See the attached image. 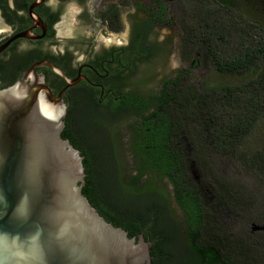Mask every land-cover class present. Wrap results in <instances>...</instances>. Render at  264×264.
Masks as SVG:
<instances>
[{"label": "flooded vegetation", "instance_id": "obj_1", "mask_svg": "<svg viewBox=\"0 0 264 264\" xmlns=\"http://www.w3.org/2000/svg\"><path fill=\"white\" fill-rule=\"evenodd\" d=\"M166 2L171 0H0V45L17 35L0 51V88L40 82L62 102L61 136L89 158L87 174L110 201L122 195L117 178L155 180L147 193L158 194L162 226L172 238L164 256L183 263L194 255L187 227L179 233L165 215L174 224L169 206L173 201L180 208L171 178L191 180L196 172V115L186 90L195 59L188 67L179 61L169 74L157 68L171 50L162 32L176 20ZM71 16L93 24L90 32L69 26ZM210 187H190L187 197L205 209L228 207L226 190ZM244 214L236 231L238 264H259L264 224ZM217 222L207 233L220 232L225 256L226 229ZM177 240L184 244L180 250Z\"/></svg>", "mask_w": 264, "mask_h": 264}, {"label": "trees", "instance_id": "obj_2", "mask_svg": "<svg viewBox=\"0 0 264 264\" xmlns=\"http://www.w3.org/2000/svg\"><path fill=\"white\" fill-rule=\"evenodd\" d=\"M193 12L194 22L188 16L181 18L186 31L182 37L186 49L182 51L187 57L191 55L190 42L194 37L195 66L203 63L220 75L234 78L218 84L199 81L186 89L188 105L191 101L195 110L201 145L210 152L226 155L232 162L243 161L248 169H258L264 174V152H257L249 159L239 151L245 136L264 124V0H196ZM192 25H195L193 33L189 30ZM83 163L86 166L83 194L107 221L123 227L129 236L141 233L149 239L153 264L166 261L238 264L234 254L236 237L226 236L229 252L224 256L225 244L220 232L207 233L213 221L212 213L188 199L190 179L171 178L194 250L193 257L182 263L177 257L164 256L166 244L172 238L167 227L162 226L158 194L147 193L154 187L148 183L155 180L143 184L139 177L117 178L115 186H119L122 195L110 201L101 192L97 180L87 174L89 158H84ZM215 185L232 194L233 184L215 180ZM168 216L175 222L171 214Z\"/></svg>", "mask_w": 264, "mask_h": 264}, {"label": "water", "instance_id": "obj_3", "mask_svg": "<svg viewBox=\"0 0 264 264\" xmlns=\"http://www.w3.org/2000/svg\"><path fill=\"white\" fill-rule=\"evenodd\" d=\"M63 115L40 82L0 88V264H153L152 242L83 194V157L61 136Z\"/></svg>", "mask_w": 264, "mask_h": 264}, {"label": "rangeland", "instance_id": "obj_4", "mask_svg": "<svg viewBox=\"0 0 264 264\" xmlns=\"http://www.w3.org/2000/svg\"><path fill=\"white\" fill-rule=\"evenodd\" d=\"M167 3V2H166ZM196 0H171V2L167 3V7L170 9V14L176 18L173 26L170 27V30H163V34L165 36V41L168 40V43L171 45V50L167 54L165 62L162 65L157 66L161 71L169 74L173 67L177 66L179 61H183L182 65H189L190 61L195 57V48L192 50V53L189 57H187L184 52L186 48L185 43L183 42V35L186 33L185 28L183 27V23L179 22L178 18L189 17V21L194 22V7ZM192 14V15H191ZM192 17V18H190ZM68 25L72 28L79 29L84 35L90 32L89 27L93 24L88 22L78 21V19L71 16L68 21ZM187 24L186 22H184ZM179 24V25H178ZM193 24V23H192ZM180 26V27H179ZM193 26V25H192ZM195 28V25L192 27ZM81 28V29H80ZM190 33V32H189ZM167 39V40H166ZM195 59V58H194ZM188 76V74H187ZM156 79V78H155ZM191 80V84L196 86L197 82H204L207 84H218L224 83L231 80H234L233 77H227L224 75L218 74L212 67H207L203 63L196 65L192 68L191 79H187L189 83ZM155 82V81H154ZM152 82V83H154ZM151 83V84H152ZM187 83V87H188ZM150 85V84H149ZM196 117V116H195ZM197 127V121L195 122ZM198 128V127H197ZM196 128V155H195V168L196 172L194 176L190 180L191 187L195 186H203V187H214L213 183L215 180L224 181L226 183L233 184L232 194L226 193L225 199L226 203H228V207H220V209L214 210L215 208H210L208 210L211 211L212 220L211 224H219L217 221H223V227L226 230L225 234L230 237L237 236L236 231L242 221V214L245 217L255 218L257 217V221L261 224H264V174L263 172H259L258 169H248L243 161L240 162H232L227 158L226 155H221L217 152H210L207 149L202 147V143L200 142V133ZM239 151L249 159H253V155L257 152H264V124L261 127L254 129L251 133L247 134L244 140L240 144ZM263 171V170H262ZM142 183V179H141ZM197 183V184H196ZM216 184V183H215ZM235 184V185H234ZM218 185H215L214 188H218ZM211 188V187H210ZM214 199L211 198V201ZM230 201V202H229ZM232 203V204H231ZM229 204L231 206L229 207ZM227 208V209H225ZM242 208L243 211H242ZM168 212L172 217L175 218L174 224L167 219L166 221L173 225L176 230L181 233L183 230V213L178 206L173 203L169 206ZM169 218V217H168ZM210 224V225H211ZM180 230V231H179ZM209 232V229H207ZM236 234V235H235ZM261 241L264 242V235L261 236ZM183 242V238H182ZM180 240L175 242V248L180 250L183 248V243ZM237 246V245H236ZM234 248V245H233ZM235 251V250H234ZM237 251V248H236ZM235 256L236 252L234 253ZM264 254V253H262ZM259 264H264V255L258 262Z\"/></svg>", "mask_w": 264, "mask_h": 264}]
</instances>
